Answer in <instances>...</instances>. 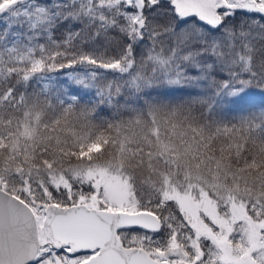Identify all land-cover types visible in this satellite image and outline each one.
<instances>
[{
    "label": "rangeland",
    "instance_id": "obj_1",
    "mask_svg": "<svg viewBox=\"0 0 264 264\" xmlns=\"http://www.w3.org/2000/svg\"><path fill=\"white\" fill-rule=\"evenodd\" d=\"M56 2L65 4V7L57 9L52 3H48V0H33L31 4H28V0L21 4H18L17 0H0V24L12 26L10 28L0 27V59L4 55L9 58L8 63L9 60L19 61L27 66L30 64L33 68L41 63L49 62L47 66L53 67L54 63L56 64V59L54 58V52H51L48 45V41L53 37L55 31H53V23L57 21L55 26H69L71 32L68 33V36H72L73 40L74 38L79 40L76 33L80 26L85 27L84 30L92 27L90 31L92 34L89 38L91 39L89 41L91 42L90 45L93 46L92 49L106 47L111 42L114 43L113 48L109 47L110 44L107 45V48L114 50L111 51L108 58L103 53H100L102 54L100 57L99 52L96 55L95 53L86 52V60L95 56L96 60L101 62L99 65L102 67L101 65L112 64L116 59H120V65L114 69L102 67L103 70H99V67L93 65L88 69L83 66L82 73H79L78 70L69 69H58V72L50 73V75L43 72L41 74L43 80H49L51 77L56 80L55 83L66 81L64 84H76L77 89H80L78 95L82 98L77 97V93L72 92L69 96H63L62 102L76 106L77 110H83L87 115L98 114L103 116L107 113L106 108L112 102V98L122 96L124 90L127 93L132 92L137 99L146 96L150 92L153 96L154 94L156 96L160 95L164 100L165 108H169L173 112L172 114L183 111L196 115L195 111L200 109L197 107L198 100L203 96L197 95V93L202 92L197 90L198 87L193 88V84L186 81L185 78L178 80L175 71L176 63H180L183 57V55L178 54L179 44L176 47L178 58L174 67L172 62L165 63L172 60V57L166 51L167 45L170 43L167 36H161L154 41L157 51H150L147 59L138 57L133 62L130 59L121 58L119 34L115 30L107 31L114 23V16L118 10V0H95V2L94 0H56ZM171 3L174 5V9L158 10V19L149 22V29L154 30L157 34L160 32L171 34V29L178 23L176 19H173L174 12L177 16L187 18L189 21L182 29L178 30L180 33L204 31L198 21L209 25L219 24L224 17L231 14L232 10L239 8L242 14L239 13L238 18L240 17L239 21L242 24L246 21V18H252L248 23L243 24L244 30L248 32V35L244 37L250 40L254 35L261 34L255 26L256 22L261 20V16L251 13L252 11L262 13L261 10L264 11V0H259V2L257 0H171ZM224 8H227L228 11H222ZM165 10L168 12L167 15H165ZM13 11H21L23 14L19 18H15L11 15ZM65 17L71 19L61 24L60 19ZM192 17H195V19H192ZM242 17L243 19H241ZM37 20L40 22L37 23ZM159 24L162 25L158 26ZM21 32L26 37L22 38ZM96 34H98V38ZM162 42L164 43V49L160 48ZM103 55L105 56L103 57ZM245 55L239 53L235 55L233 53V62L237 64L238 69L242 72L245 64L241 61L245 62L248 57L247 53ZM80 63L82 65V62ZM68 67L66 66V68ZM148 70L151 71L147 73ZM30 73L28 72V74ZM244 82L253 83L254 87L247 88L248 90L255 93L264 91V88L258 86V82L254 83V80L248 78ZM114 85L115 90L111 89ZM181 86L191 95L182 92L163 94L168 89ZM94 89H96L95 94H93ZM139 94L142 95L139 96ZM156 111L148 108L144 114L147 117L151 116L150 120L160 118ZM171 112L163 113V117L171 114ZM199 115L203 119L204 115ZM168 121L165 120L167 124ZM228 122L222 121L221 124L219 123L220 130L224 131L223 133H228L230 137H238L239 139L232 140L237 146H240L244 142L243 139L248 137H251L252 141L259 138L264 142V129L261 128V124H264V115H261L260 109L255 108L254 111H247L246 119H240L239 123L233 121L229 124ZM151 126V132L158 131V126L155 123ZM165 126L168 130V125ZM170 142L160 144L153 152L158 160L163 158V161L172 162L173 165L171 168L169 167L167 172H164V169L159 170L156 179L149 186L152 195L140 197L141 202L133 195V190L129 184V174L126 170L120 166L114 167L108 162L74 165L67 170L45 169L46 172L42 176L46 175L45 179L48 178L49 182L38 180L31 184L26 180L21 181L0 176V183L8 185L7 182H12L13 186L28 194L25 196L28 197L29 202H27L35 212L40 239L39 248L34 259L42 251H46L43 245L49 244L48 238L41 227L44 208L50 200H54L52 190L62 188L67 190V198L63 193L57 196L59 199H71L88 205L128 211L141 210L147 208L150 204L154 205L155 195L158 192L160 193L158 200L160 205L171 202L167 208V214L172 216L176 225V232L184 228L179 241L173 234L169 245L180 244V242L183 244L189 243L185 237L195 233V236L190 240L193 248L194 241L197 238L201 240L210 238L213 243L215 242V250L217 251L211 264H260L264 260V205L260 202L259 196L244 198L242 194L245 193V189L236 188L234 182H231V186L226 185L225 187L226 183L220 182V176L219 178L215 176L216 172H219L217 164L210 165L206 169H200L190 166L189 163H177L176 160L179 159V156H176L175 152L171 153L173 150L172 145L175 143L172 140ZM182 142H180L181 144L178 143L176 151L186 152V154L189 152L193 156L191 140ZM93 147L94 145L91 144L90 148ZM188 161L189 158L184 162L187 163ZM70 177L81 179L75 182L76 187L72 186ZM147 180H144V182ZM230 180L232 181L233 178ZM84 182L87 185L91 184L94 191L84 190L88 188ZM74 196L75 199H73ZM182 221H186L187 224L185 225ZM225 241L232 242L229 250H224V247H222ZM241 242L244 243V249L241 247L243 253L233 254L231 246L233 248L236 245L238 252H241L237 248L240 247ZM186 251L190 254L187 249ZM195 251L200 253L196 249ZM196 257H192L191 260L195 261ZM81 259V257H77V260ZM68 264H77V262L73 260L69 261Z\"/></svg>",
    "mask_w": 264,
    "mask_h": 264
},
{
    "label": "trees",
    "instance_id": "obj_2",
    "mask_svg": "<svg viewBox=\"0 0 264 264\" xmlns=\"http://www.w3.org/2000/svg\"><path fill=\"white\" fill-rule=\"evenodd\" d=\"M234 10L237 12V18L235 16L234 21L239 26L241 22L238 15L242 14V11L239 8ZM260 13L252 11L251 14L261 16ZM167 14L166 11L165 15ZM249 20L252 18H246L243 24L248 23ZM256 23L255 26L261 34L253 37L248 44L244 36L238 35L237 46L232 50L235 55L247 53L249 58L247 57V60L243 62L245 64L243 71L253 70L248 68L249 60L255 68L254 76L241 75L237 78L236 89L243 87V90H248L247 88L254 87L253 83L244 82L248 78L254 80V83L258 82V86L264 88V68L259 66L261 58L264 57V19ZM55 24L57 21L53 23V31L55 30L53 37L48 41L49 48L51 52H54L56 59L53 67L47 66L49 62H45L31 68L29 63L28 66L19 61L9 60L8 63L9 58L1 56V177L26 180L31 184L38 180L49 182L48 178L45 179L46 175L42 176L46 172L45 169L67 170L74 165L108 162L114 167L120 166L126 170L133 195L141 202L140 197L152 195L149 186L156 179L159 170L164 169V172H167L173 165L172 162L163 161V158L158 160L153 150L160 144L172 140L175 144L172 145L173 150L170 149L169 152H175V155L179 156L177 163H189L190 166L200 169L217 164L219 172H216L215 176L218 178L220 176V182L226 183L225 187L231 186V182H234L236 188L245 189V193L242 194L244 198L258 195L260 202L264 205V142L259 138L252 141L251 137H248L243 139L241 147L237 146L232 140L239 138L223 133L219 125L222 121H229V124L233 121L239 123L240 119H246L247 111H254L255 108L245 106L242 110L229 112L226 111L228 108L226 103H215V101L208 103L207 97L203 96L198 100L197 107L200 109L195 111L196 115L183 111L172 114L169 108H165L164 100L160 95L153 96L149 92L146 96L137 99L132 92L127 93L124 90L122 96L112 98V102L106 108L108 111L103 116L92 113L87 115L83 110H77L76 106L61 101L63 96H69L72 92L80 93L76 84H64L62 81L55 83L56 80L51 77L49 80H43L41 74L43 72L48 73L46 75L54 74L58 72V69L78 70L82 73L83 66L88 69L92 65L103 70L99 65L100 61L95 65L86 60V52L95 53V55L99 52L100 57L102 55L100 53H103L108 58L114 49L107 48V45L110 44L109 47L113 48L114 43L109 42L106 47L92 49L93 46L89 42L92 27L84 30L85 27L80 26L79 30L77 29L78 32L76 31L79 40L75 38L73 40L72 36H68L71 32L69 26L61 27ZM21 36L26 37L23 32ZM178 54L184 55L180 49ZM93 57L96 59L95 56ZM177 58L176 54V58L172 59L173 67ZM69 65L73 66L68 67ZM150 71L148 70L147 73ZM28 72L31 73L28 74ZM185 80L192 83L193 88L198 87L197 90L202 93H207L210 87L195 79L185 78ZM241 81L244 83L242 84ZM111 89L115 90V85ZM93 92L95 94L96 89ZM251 99L258 102L259 96H253ZM148 108H152L153 111L158 109L156 113L160 118L150 120L151 116H145L144 113ZM170 112L171 114H165L166 116L163 117V113ZM199 114L204 115L203 119L199 117ZM165 120H169V123L167 124ZM154 123L158 126V131L151 132V124ZM165 125H168V130ZM185 140H191L193 156L189 152L186 154V152L176 151L178 143H183L182 141ZM91 144L94 145L93 148H90ZM188 158L189 161L184 162ZM231 178H233L232 181ZM78 180L81 179L70 177L73 187L74 185L76 187L75 182ZM144 180L147 181L144 182ZM45 182L43 183L46 184ZM7 184L9 186L0 183V186L29 202L28 197L25 196L28 194L13 186L12 182ZM56 190L59 191L58 188ZM159 198L160 193L156 192V202L154 201V205L150 204L151 206L147 208L156 211L155 206L160 203ZM53 199L49 202L60 204L76 202L71 199H59L57 196H53Z\"/></svg>",
    "mask_w": 264,
    "mask_h": 264
},
{
    "label": "snow or ice",
    "instance_id": "obj_3",
    "mask_svg": "<svg viewBox=\"0 0 264 264\" xmlns=\"http://www.w3.org/2000/svg\"><path fill=\"white\" fill-rule=\"evenodd\" d=\"M24 2L25 0H17L18 4ZM32 2L33 0H28V4ZM48 3H52L57 9L65 7V4L57 3L56 0H48ZM165 8L174 9L171 0H118V10L114 16V23L107 31L111 32L115 30L119 34L121 41L120 56L133 62L138 57L140 59H147L150 51H157L154 41L161 36H167L170 41L166 49L169 56L172 59L176 58V47L178 44L180 45V51L184 53L181 62L176 66L178 80L189 78L195 79L199 83L210 85L207 93H197V95L206 96L208 103H212L213 101L215 103H226L228 105L226 111H238L248 106L260 109L261 115H264V91L255 93L251 90L235 88V81L241 75H255V68L251 60L248 62V68H252V71L245 69L242 72L238 69L237 64L233 62L232 50L237 46V36L248 35V32L244 30V25L240 23L237 26L234 21L237 15L236 10H233L230 15L224 17L219 24L209 25L198 21L204 31L194 33H180L178 30L182 29L189 21L187 18H181L173 12V19H176L178 23L171 29V34L168 32L157 34L154 30L149 29L148 25L150 21L158 19V10ZM222 11L227 12L228 9L224 8ZM22 14L21 11H13L11 13L12 17L15 18H19ZM70 19V17H65L60 19V23L64 24ZM192 19H195V17H192ZM261 19H264V12L261 13ZM39 22L37 20V23ZM0 27L10 28L12 26L0 24ZM96 35L98 38V34ZM160 48L164 49L163 42ZM88 62L93 64L98 63L94 58H89ZM120 62V59H116L112 64L101 66L106 69H114L120 65ZM171 62L172 60H169L165 63ZM72 66L69 65V67ZM259 66L264 68V57L261 58ZM217 77H219V80H217ZM62 83H66V81H62ZM241 83L243 84L244 82L241 81ZM173 92L191 95L182 86L168 89L163 94L168 95ZM253 96H259V101L256 102L251 99ZM213 106L215 105L213 104ZM261 128L264 129V124H261ZM84 190L94 191L91 184ZM52 191L54 196H60L63 192L65 198H67V190L65 189L59 191L53 189ZM75 198L74 196L73 199ZM69 203H72V201H69ZM170 203L168 202L164 205L157 204L156 206L155 214L160 217L159 227H146L142 223H124L117 227L116 235L120 237V248L131 250V256L137 255L138 252L146 254L148 261L155 262V264H165V262L173 264V261L177 260V258L184 259V257L180 256L179 252L169 251V243L173 234H175L179 241L181 234L184 232V228L176 232L175 222L172 216L167 214V208ZM182 223L187 224L186 221H182ZM121 233H124V235L121 236ZM194 236L195 233H191L190 236L185 237L189 241L186 244L190 252V256L187 258L189 260L197 256L195 249L190 243V240ZM103 247L107 250L109 244L106 242ZM43 248L46 251H42L30 264H68L69 261L73 260H76L77 264H83V260H87L89 256L95 255L97 251L96 248L71 251L69 245L59 243L51 244V246L46 243L43 245ZM216 251L207 241H202L200 254L195 260V264H211ZM2 252L3 246L0 243V254ZM77 257H81L82 259L77 260ZM0 264H3V261H0ZM123 264H136V262L129 257L124 259ZM260 264H264V260Z\"/></svg>",
    "mask_w": 264,
    "mask_h": 264
},
{
    "label": "water",
    "instance_id": "obj_4",
    "mask_svg": "<svg viewBox=\"0 0 264 264\" xmlns=\"http://www.w3.org/2000/svg\"><path fill=\"white\" fill-rule=\"evenodd\" d=\"M148 218L157 220L152 213L144 211L128 213L88 208L85 204L60 206L53 203L45 208L43 229L51 239V244L69 245L71 251H76L97 242L99 234H93L95 231L92 229L100 230L105 227L102 222H109L111 227L117 228L124 223H139ZM0 243L3 246L0 254L3 264H27L34 258L39 246L37 224L32 210L19 198L1 188ZM100 256L101 254H97L83 264H99ZM119 262L123 264L121 260Z\"/></svg>",
    "mask_w": 264,
    "mask_h": 264
},
{
    "label": "flooded vegetation",
    "instance_id": "obj_5",
    "mask_svg": "<svg viewBox=\"0 0 264 264\" xmlns=\"http://www.w3.org/2000/svg\"><path fill=\"white\" fill-rule=\"evenodd\" d=\"M123 235H124V233H121V236H123ZM202 241H207L210 245L213 246L214 249L216 248V247H215V242L213 243V242L211 241L210 238H206V239H204V240H201V239L197 238V239H195V241H194V242H195L194 249L200 251ZM231 243H232V242H226V241H225V244L222 245V247H224L223 249H224V250H229V249H230L229 247H230ZM184 244H185V245H184ZM184 244L180 242V244L169 245V248H174V247H175L172 251L180 252V256H181V257H184V259H179V258H177V260H174V261H173V264H195V261L187 259V258L190 256V254L187 253V251H186V249H187L186 244H187V243H184ZM241 247L244 249V243H243V242L240 243V247H239V246L237 247V248L240 249L241 252H238V249H236V245H234L233 248H232V246H231V251L233 252V254H234V253H243V252H242L243 250H242ZM179 248H180V249H179ZM187 250H188V249H187ZM158 254H159V253H158ZM199 254H200V253H197V257H196L195 259L198 258ZM89 257H90V256H89Z\"/></svg>",
    "mask_w": 264,
    "mask_h": 264
}]
</instances>
